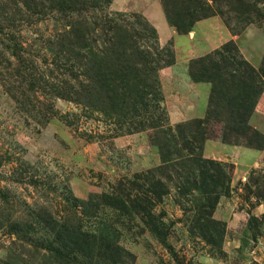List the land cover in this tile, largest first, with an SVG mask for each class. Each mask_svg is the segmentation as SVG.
<instances>
[{
    "label": "rangeland",
    "instance_id": "rangeland-1",
    "mask_svg": "<svg viewBox=\"0 0 264 264\" xmlns=\"http://www.w3.org/2000/svg\"><path fill=\"white\" fill-rule=\"evenodd\" d=\"M233 3L221 2L231 16L229 26L216 16L234 38L186 61L188 73L190 59L233 40L259 79L260 93L248 128L214 118L201 125L196 150L219 164L218 173L224 174L228 186L208 202L185 182L202 175L183 172L174 160L179 159L178 151L187 153L177 125L186 135L182 124L204 117L209 94L202 114L178 121L170 118L171 109L192 103L202 108L203 100L184 94L178 102L165 96L160 74L174 64L176 52L171 38L163 40L158 19L175 27L168 22L161 0H110L106 9L124 14L134 32L140 31L141 20L146 21L156 31V48L168 47L174 57L168 64L159 50L157 56L149 49L152 57H158L155 98L160 99L143 95L147 113L139 116H132L131 107H124L121 114L102 110L97 103L104 105L105 96L97 91L85 97L95 105L53 95L50 88L58 81L47 75L52 63L46 48L57 22L47 8L36 15L19 0H0V264H97L102 254L81 255L74 233L60 232L61 243L55 244L61 245L63 255L37 249L56 246L54 235L39 225L100 219L117 227L118 243L130 254L125 264H264V0H244L231 10ZM193 26L186 32L175 31L192 37ZM194 38L201 40L200 35ZM14 44L21 49V58L12 54ZM234 90L230 89L234 102L223 105L229 111H236L243 99ZM125 96L127 104L139 99L133 92ZM160 144L165 146L164 156ZM207 174L216 171L208 167ZM128 180L139 184L140 208L121 197L127 193ZM103 193L116 195L121 202L102 199ZM90 204L96 208L90 209ZM156 224L164 238L152 231ZM97 236H102L97 240L102 244L109 240L105 231Z\"/></svg>",
    "mask_w": 264,
    "mask_h": 264
},
{
    "label": "trees",
    "instance_id": "trees-1",
    "mask_svg": "<svg viewBox=\"0 0 264 264\" xmlns=\"http://www.w3.org/2000/svg\"><path fill=\"white\" fill-rule=\"evenodd\" d=\"M109 1L19 0L29 11L33 9V13L36 15L38 13L43 15L47 8L51 13L49 16L57 22L55 35L47 39L49 44L46 48L51 55L50 62L52 63V67L47 70V75L58 81V84L50 88L53 95L69 97L76 101L87 102L88 105H95V102H92L93 99L90 98L89 101L85 97L87 95L92 97L93 91H97L105 96L104 105L97 103L102 110L112 114H121L124 107H131L132 116H139L141 112L147 113L146 104L142 102V99L146 98L143 95L151 94L153 95L152 99L157 102L160 99L155 98L159 88L155 66L158 50L167 57L168 64L174 62V57L168 47L156 48V31L151 25L141 20L140 31H131L124 14L111 13L106 10ZM223 1L161 0L168 22L180 32L189 31L197 20L216 14L223 18L226 26H229L231 16L222 10L221 2ZM243 1L234 0L235 3L231 5L230 9L234 10L235 5L241 6ZM226 4L230 5L229 2ZM149 41H152L153 44H148ZM169 44L171 45V42ZM149 49L157 56L152 57ZM20 50L19 46L14 44L12 54L16 58H21L18 53ZM188 74L194 81H205L210 84L209 100L206 114L201 120H190L182 124L188 131L186 135L180 129L181 126L177 125V130L180 133L179 138L186 143L187 153L178 151L177 158L179 159L174 161L183 172L202 175L200 180H197L194 175L191 183L186 180L185 182L189 187L200 190L206 200L211 201L212 198L225 192L228 186L224 174L218 173L220 172L219 164L202 158L200 152L197 151L200 149L197 136L201 131V125L206 124L209 118H214L223 122L231 120L248 128V118L253 111L255 99L260 93L259 79L256 71L242 57L233 40H228L219 48L190 59ZM29 76L31 77L30 73ZM237 83L243 84V87L235 88ZM232 88L235 89L233 93H236L237 96H243L242 103L236 111H229L230 109L223 107L224 104H230L235 100L234 95L230 93ZM131 92L139 99L127 104L124 102L125 94ZM156 107L158 108V106ZM128 113L125 111V115ZM186 136L189 140L186 139ZM190 141L196 145H191ZM164 144H160L162 156L165 154L163 152ZM208 167L214 169L216 174H207ZM127 182L129 184V186L125 185L127 193L122 194L121 197H124L125 201H129L131 205L140 208L139 205L143 199L137 192L139 184L132 180ZM130 185L136 187L135 192H132L134 190H131ZM100 197L116 204L121 202L116 195L103 193ZM116 204L108 203L112 206H116ZM92 205L90 204V209ZM92 207L96 208L94 205ZM200 211L203 212L204 209L201 208ZM89 217L94 219L95 214H90ZM158 222L162 224L160 221ZM121 223L119 224L123 225ZM201 224L199 223V226ZM39 228L48 230L43 231L47 234L50 233V236L54 235V239L52 238L54 244L55 242L61 243L60 232L64 235L74 233L80 244L78 251L81 255L88 251L87 254L94 253L98 257L99 254H102V258L97 264H125L124 258L130 256L125 248L118 243V229L114 227L112 221L86 220L76 225L55 222L49 225H39ZM160 228L161 226L156 224L152 231L164 238L165 232ZM103 231L109 238L106 244L97 241L102 238L97 234L101 235ZM55 245L52 247L50 244H45L39 246L37 251L43 249L63 255L61 245L59 243Z\"/></svg>",
    "mask_w": 264,
    "mask_h": 264
},
{
    "label": "crops",
    "instance_id": "crops-1",
    "mask_svg": "<svg viewBox=\"0 0 264 264\" xmlns=\"http://www.w3.org/2000/svg\"><path fill=\"white\" fill-rule=\"evenodd\" d=\"M162 28L163 40L171 38L173 40L174 49L176 52V61L174 64L164 67L161 70V81L164 88L165 96L168 98L178 99L181 102L185 95H194L198 100H203L202 108L198 104L184 105L183 108H176L177 110H170V118L178 121L181 117L193 114H202L205 107V102L210 91V84L205 81H191L186 71V61L190 57L199 55L205 51L221 44V42L234 38L228 31L226 26L221 22L216 15L209 16L194 23L191 31L192 37L189 34H180L171 26L164 23L162 18L158 19ZM190 33V34H191ZM200 35V41H196L194 36ZM180 59V62H178ZM181 64V65H180ZM180 65V66H178ZM167 92V93H166ZM176 105H172L175 108ZM181 115V116H179Z\"/></svg>",
    "mask_w": 264,
    "mask_h": 264
}]
</instances>
